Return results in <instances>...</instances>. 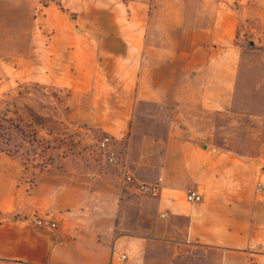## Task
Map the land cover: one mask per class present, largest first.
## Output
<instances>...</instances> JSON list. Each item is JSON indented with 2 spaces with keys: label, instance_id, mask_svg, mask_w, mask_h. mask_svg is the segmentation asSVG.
<instances>
[{
  "label": "crops",
  "instance_id": "0c3cea01",
  "mask_svg": "<svg viewBox=\"0 0 264 264\" xmlns=\"http://www.w3.org/2000/svg\"><path fill=\"white\" fill-rule=\"evenodd\" d=\"M4 70L68 93L135 181L96 142L32 184L0 153V264H264V0H0Z\"/></svg>",
  "mask_w": 264,
  "mask_h": 264
},
{
  "label": "rangeland",
  "instance_id": "374dc122",
  "mask_svg": "<svg viewBox=\"0 0 264 264\" xmlns=\"http://www.w3.org/2000/svg\"><path fill=\"white\" fill-rule=\"evenodd\" d=\"M8 72L10 75L7 74ZM23 72L25 75H23L22 72L12 70L0 71V80L3 78L0 82V122L4 119H10L11 122L19 124L29 133L27 129L31 121V114L27 110V107H31L41 114L47 109L51 115H55L54 117L50 116L54 118L55 122L49 125L34 126L36 137L38 138L36 142L37 152L31 151L33 147L28 145L27 141L22 140L21 143H23V146H20L21 148H19L17 152L10 153L7 151H0V153H2V157H5V159L6 157L18 158L19 167L16 166L14 168V173L18 177H31L30 182L32 184L39 181L40 177H55V174L63 173L70 168L69 164L62 162L57 166L55 165L58 160L57 157H63L64 150L70 152L74 149L76 150L78 146L80 148H85L86 143H89L88 147H94L96 149L94 143L96 142L98 145V142L104 135L94 136L89 133L94 137H87V135L83 136V134H87V132L81 129L80 125H76L72 119H69L65 113V104L68 102L65 103L64 99L68 97V93L53 88L44 90L36 85L26 84L28 81L24 79L30 76V71ZM242 77L243 79L246 77L244 70L240 71L239 78L241 79ZM238 89L239 92H241L239 87ZM238 94L242 96V92ZM61 97L62 99L64 98L63 102H60ZM43 100H47V102ZM43 104L48 108L45 107L44 110ZM56 108H58L57 111H55ZM20 140L21 139H17V143H19ZM46 147L55 148L54 154L56 153V157L44 154L42 150ZM7 163L8 162H5V164L0 163V173H6V171L9 170L10 167ZM116 170L120 177L119 170ZM8 172L9 171H7V173ZM32 222L34 223V220Z\"/></svg>",
  "mask_w": 264,
  "mask_h": 264
},
{
  "label": "built area",
  "instance_id": "2783aa9c",
  "mask_svg": "<svg viewBox=\"0 0 264 264\" xmlns=\"http://www.w3.org/2000/svg\"><path fill=\"white\" fill-rule=\"evenodd\" d=\"M98 147L101 152L106 156L107 161L110 164L117 165L119 175L124 185L134 183V177L129 171L128 167L121 163L119 160L118 151L112 147V139L108 136L103 137L98 142ZM259 187H262V183H259ZM137 188L150 196H157L160 192V186L158 182L153 183H137ZM202 193L197 187H192L187 192V199L191 203H195L202 200ZM34 223L43 228L54 229L57 227V222L50 216L47 215H36L33 218ZM122 258H127L126 254L122 255Z\"/></svg>",
  "mask_w": 264,
  "mask_h": 264
},
{
  "label": "trees",
  "instance_id": "16d2710c",
  "mask_svg": "<svg viewBox=\"0 0 264 264\" xmlns=\"http://www.w3.org/2000/svg\"><path fill=\"white\" fill-rule=\"evenodd\" d=\"M27 110L31 114V121L28 125V132L22 128L17 123L11 122L10 119H4L0 122V151H7L10 153L17 152L20 146H23L22 140L27 141V144L33 147L31 151H38L36 147V142L38 138L36 137V130L34 126H43L54 123V118L50 116H45L41 113H38L31 107H27ZM9 122V124H8ZM27 138V139H25ZM17 139H21L19 143H17ZM39 145V144H38ZM55 148L46 147L42 152L44 154H49L48 156H52V152ZM65 152L68 150H64ZM52 159V158H51Z\"/></svg>",
  "mask_w": 264,
  "mask_h": 264
},
{
  "label": "water",
  "instance_id": "95a60500",
  "mask_svg": "<svg viewBox=\"0 0 264 264\" xmlns=\"http://www.w3.org/2000/svg\"><path fill=\"white\" fill-rule=\"evenodd\" d=\"M251 44H253V42H251Z\"/></svg>",
  "mask_w": 264,
  "mask_h": 264
}]
</instances>
